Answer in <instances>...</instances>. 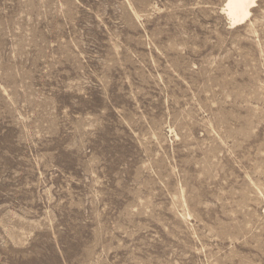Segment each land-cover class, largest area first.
Returning <instances> with one entry per match:
<instances>
[{
    "label": "rangeland",
    "instance_id": "374dc122",
    "mask_svg": "<svg viewBox=\"0 0 264 264\" xmlns=\"http://www.w3.org/2000/svg\"><path fill=\"white\" fill-rule=\"evenodd\" d=\"M0 0V264H264V0Z\"/></svg>",
    "mask_w": 264,
    "mask_h": 264
},
{
    "label": "bare ground",
    "instance_id": "6f19581e",
    "mask_svg": "<svg viewBox=\"0 0 264 264\" xmlns=\"http://www.w3.org/2000/svg\"><path fill=\"white\" fill-rule=\"evenodd\" d=\"M259 0H227L223 8L232 25H240L251 19L252 10Z\"/></svg>",
    "mask_w": 264,
    "mask_h": 264
}]
</instances>
